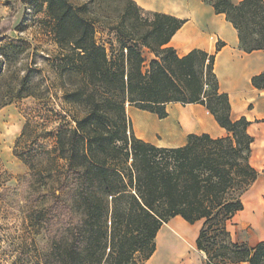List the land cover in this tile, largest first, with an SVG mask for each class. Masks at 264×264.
I'll use <instances>...</instances> for the list:
<instances>
[{"label": "trees", "instance_id": "16d2710c", "mask_svg": "<svg viewBox=\"0 0 264 264\" xmlns=\"http://www.w3.org/2000/svg\"><path fill=\"white\" fill-rule=\"evenodd\" d=\"M42 1L57 46L52 71L74 123L58 130L54 149L19 156L30 188L48 200L40 221L54 236L44 264H145L159 231L175 218L202 223L196 249L205 264H264V241L251 246L230 230L260 173L251 163L252 123L233 119L216 54L180 57L170 43L185 21L133 0ZM205 2L225 15L243 52L264 51V0ZM98 26L116 34L114 55L96 43ZM145 51L154 57L148 66ZM252 86L264 89V73ZM170 104L205 107L227 136L189 134L183 146L159 147L135 135L127 106L163 120Z\"/></svg>", "mask_w": 264, "mask_h": 264}, {"label": "rangeland", "instance_id": "374dc122", "mask_svg": "<svg viewBox=\"0 0 264 264\" xmlns=\"http://www.w3.org/2000/svg\"><path fill=\"white\" fill-rule=\"evenodd\" d=\"M87 1L70 0L75 5ZM111 2L107 0L104 4ZM120 5L119 1L113 4L115 8ZM52 28V19L42 0H0V264H44V256L54 236L52 229L40 221V214H45L48 208V200L38 186L30 188V170L19 157L33 150L40 153L41 146L47 150L54 149L58 130L74 127L65 113L66 104L52 71V57L57 52ZM95 40L108 50L110 56L118 50L116 34L103 27H97ZM145 55L148 66L154 57L146 51ZM28 93L32 95L26 97ZM19 94L23 96L20 99L16 98ZM260 98H264V95L251 90L250 97L243 101L244 109L236 111L234 119L248 111L247 106L264 112V102L260 103ZM195 105L212 118L217 131L207 127L187 132L180 123L171 119L169 109H186L189 105L170 104L167 107L168 116L163 120L132 106H127L126 110L134 133L139 138L135 126L137 115L162 127V131L145 139L159 147H178L186 142L189 134L208 133L213 137H226L227 134L219 129L205 107ZM263 120L254 121L251 132H260L264 128ZM24 131L25 136L20 140L15 155L16 144ZM251 163L260 173L258 180L262 183L256 186L257 180L245 194L244 211L235 217L230 230L236 241L255 246L264 241L263 229L253 220L256 208L261 204L264 206V135L255 138ZM250 210L253 214H250ZM175 219L162 227L170 241L178 235L176 230L181 223ZM190 226L197 227V238L202 223ZM189 254L193 264H205V258L196 246H191ZM148 264L167 262L163 260V253L158 254L157 251Z\"/></svg>", "mask_w": 264, "mask_h": 264}, {"label": "crops", "instance_id": "0c3cea01", "mask_svg": "<svg viewBox=\"0 0 264 264\" xmlns=\"http://www.w3.org/2000/svg\"><path fill=\"white\" fill-rule=\"evenodd\" d=\"M133 1L145 11L165 14L185 21L182 29L176 33L170 43V46L176 49L180 57L188 55L193 50H202L209 54H216L215 72L218 76L221 90L229 95L230 101L232 97L235 98V106H233L231 102L233 119L236 111L238 112L244 109L245 106H243V101L250 97L251 90L264 95V89L258 90L252 86V78L264 73V51H256L251 54L243 52L240 49V41L237 31L226 20L225 15L216 14L212 5L207 4L205 0ZM231 1L237 5L243 0ZM217 44H222V48L219 52H217ZM227 75L235 80V84L237 83L235 85V89H231V87L227 85L226 78L225 80L223 79V77ZM242 78L246 80V90L241 89L240 79ZM259 101L260 103L262 101L264 102V98H260ZM247 109L248 111L241 113V115H239V117L234 120L240 119L241 117H246L248 121L253 123L256 120L264 119V112H262V110L257 111L256 109H249V106H247ZM251 127L252 124L249 128V133L251 136L259 139L262 135H264V128L260 132L258 131L256 133L253 131L251 132ZM212 128L217 130L216 126ZM219 129L227 134V132L220 126ZM185 143L186 142L179 145L178 147L183 146ZM177 219L181 218H176L175 220ZM162 229L159 232H161ZM193 246H196V240L194 241ZM153 257L150 259V261L153 259ZM191 264H193V262Z\"/></svg>", "mask_w": 264, "mask_h": 264}, {"label": "bare ground", "instance_id": "6f19581e", "mask_svg": "<svg viewBox=\"0 0 264 264\" xmlns=\"http://www.w3.org/2000/svg\"><path fill=\"white\" fill-rule=\"evenodd\" d=\"M228 75L223 77V79L225 80L226 78L227 85H229L231 89H235V85L237 83L235 84V80ZM240 83L241 89L246 90V80L242 78L240 79ZM231 102L232 105L235 106L234 97L231 98ZM169 111L168 112L170 113L171 119L180 123L184 131L187 132L194 131L195 129L204 130L207 129V127L216 126V124L214 126V122L211 121L212 118L210 119V117L206 116L207 114L205 115V112L203 113L202 108L195 104L189 105V107L186 109L175 108V110L169 109ZM135 126L140 138L143 140L151 137L154 133L162 131V127L158 126L157 124H152L148 121V119L145 120L143 117L138 115L135 117ZM261 183V180H258L256 186H260ZM248 208L247 211H249ZM255 213L256 214L253 217L254 223L264 231V206L261 204L258 208H256ZM250 214H253L252 210H250ZM177 220L181 222L180 227L178 230H176L178 231V235L176 238L170 241V238H168L169 235L166 234V230L162 229V231L159 232L157 236V251L158 254L159 252L163 253V260L166 261L167 264H191L192 262L189 254L190 248L194 244L198 230L196 229L197 227L190 226L181 219Z\"/></svg>", "mask_w": 264, "mask_h": 264}]
</instances>
